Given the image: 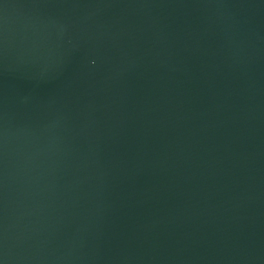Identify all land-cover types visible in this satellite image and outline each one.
Segmentation results:
<instances>
[{
    "label": "water",
    "instance_id": "95a60500",
    "mask_svg": "<svg viewBox=\"0 0 264 264\" xmlns=\"http://www.w3.org/2000/svg\"><path fill=\"white\" fill-rule=\"evenodd\" d=\"M0 264H264V0H0Z\"/></svg>",
    "mask_w": 264,
    "mask_h": 264
}]
</instances>
